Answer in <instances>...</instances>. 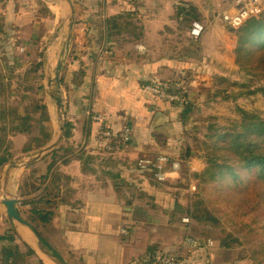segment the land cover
<instances>
[{"label": "rangeland", "instance_id": "obj_1", "mask_svg": "<svg viewBox=\"0 0 264 264\" xmlns=\"http://www.w3.org/2000/svg\"><path fill=\"white\" fill-rule=\"evenodd\" d=\"M233 1L178 0L174 4L171 16L173 24L166 25L161 33L172 39L171 43L168 41L164 44V48L171 51L163 52L175 55L176 66L172 72L176 71V74H163L165 77L162 82L171 90L182 89L186 96L184 98L189 103L181 106L165 102L167 108L162 107V113L152 128L153 118L149 124L142 125L143 113L140 112L134 118L125 119L124 125H132L135 135L143 137L144 142L147 139L156 140L155 150L158 155H167L181 161L178 184L186 193L187 203L179 213L190 217L188 228L191 226L193 229L190 234L214 243L212 249L198 251L207 256L212 253V264H264V196L261 200L231 188L235 183L228 175L218 174L213 178L212 174H205L211 154H214L213 148L221 143L222 138L224 140L234 130L244 132L251 116L264 121V71L246 66L245 72L240 71L238 75L235 55L237 30L228 27L223 19L224 13L233 8ZM46 10L44 4L43 12ZM135 11L125 13L124 18H119L114 24L113 38L115 37V45L120 51L127 50L131 45L137 51L139 49L137 38L140 30L136 24L138 16ZM0 15L3 14L0 12ZM13 23L10 16L7 19L0 17V224L11 228L13 224L8 220L6 208L2 204L3 183L10 165L28 161L26 166L13 171L10 192L17 197L32 195L42 187L39 184L45 182L40 179H48V166L53 168L61 160L58 157L63 154L57 153V150H63L64 146H67L69 153L77 149L75 144H71L69 138L72 130L68 129L67 139L61 148L57 147L56 151H52L53 155L51 152L46 156L27 160L50 143L57 129L59 116L55 97L61 101L62 114L67 120L69 70L77 56L74 41L70 42L69 38L67 40L63 36L53 59H45L48 41L42 37L41 30L35 26L33 29L26 28L21 36L11 27ZM16 34L19 36L16 37ZM52 34L53 32L51 37ZM149 38L150 41L153 39ZM147 43L150 45L149 41ZM160 48L162 50L163 46ZM229 52L232 58L228 56ZM219 56L223 57L226 65L212 60L205 61L209 58L215 60ZM193 62H198V65L207 63L222 78L216 81L215 86L212 85L211 79L199 74L205 73L199 71L201 66L189 74ZM187 64L190 66L187 67ZM229 64L231 72L227 71ZM202 68L205 69L206 66ZM221 72H225L226 77ZM149 81L151 80H146L143 84ZM232 83H237V86H232ZM216 86L217 91L211 90ZM233 87L237 89V95L227 93ZM194 96L198 97L197 102L192 99ZM156 115L157 113L155 117ZM26 130L29 132L25 133ZM227 143L233 144L232 140H227ZM78 146L81 148L82 142L79 141ZM195 158L196 162L193 161ZM218 159L223 162L222 158ZM196 164H201V169ZM251 179L256 180L254 174L247 177V180ZM56 182L55 179L51 189L56 187ZM21 207L18 203L17 210ZM249 208L253 210L250 211ZM206 210L215 220L205 218ZM16 233L23 241L20 245L28 246L33 252L28 251L26 259L20 264L53 263L41 256L27 239ZM39 233L52 252L70 264H80L69 257L61 237L57 242H50ZM60 241L61 246H57L56 243ZM187 252L189 251H183Z\"/></svg>", "mask_w": 264, "mask_h": 264}, {"label": "crops", "instance_id": "obj_2", "mask_svg": "<svg viewBox=\"0 0 264 264\" xmlns=\"http://www.w3.org/2000/svg\"><path fill=\"white\" fill-rule=\"evenodd\" d=\"M177 1L72 0L75 22L70 42L74 41L77 58L69 70L67 120L58 147L61 148L68 137L67 130L71 129L69 139L77 149L69 153L67 146L63 150L56 148L54 151L63 155L58 157L61 160L50 172L47 168L48 179H40L45 181L39 184L42 187L32 195L18 198L22 205L21 217L32 220V226H37L38 232L50 242H57L61 237L69 257L80 264H149L147 254L161 251L173 254L175 251L169 243L159 245L158 239L167 238L169 230L186 231L182 224L186 215L179 211L187 199L178 184L179 174L167 173L165 180L160 182L138 165L141 158L159 156L155 150L156 140L142 141L143 137L135 135L134 128L132 143L115 150L111 144L113 140L100 136V125L93 118L102 114L116 132L122 130L127 118H134L139 112L143 113L142 125L149 124L151 118L154 119L151 128L156 125L157 116L167 104L147 94L142 84L146 80H162L166 73L176 74V71L172 72L176 66L175 55L163 52L171 51L166 50L164 44L171 43L172 39L161 32L166 25L173 24L171 16ZM44 4L47 7L45 12ZM131 11L138 16L139 49L137 51L131 45L120 51L114 35H110L111 18ZM0 12L3 14L1 18L10 16L14 22L11 27L21 36L26 28L35 26L41 30L42 37L48 41L47 60L53 59L63 36L68 40L66 12L59 3L51 0H0ZM149 37L157 39L150 43L153 39L150 41ZM160 46H163L162 50ZM228 56L232 58L231 52ZM211 60L226 65L223 57L205 59L207 62ZM197 63L193 62L189 74L201 66L199 71L205 73L199 74L207 76L215 86L222 76L215 74L214 68L207 63ZM230 67L229 64L227 71L231 72ZM80 71H84L83 78L77 77ZM221 74L223 77L227 75L225 72ZM212 89L217 91L218 86ZM192 99L199 100L198 97ZM79 141L82 142L81 148H78ZM201 166L196 164L198 169ZM55 179L56 187L51 189ZM188 229L193 233L191 226ZM17 232L26 239L27 232L21 225H17ZM56 244L61 246V241ZM151 244L158 248L156 252L150 250ZM179 258V264H212V253L207 256L200 251L180 252Z\"/></svg>", "mask_w": 264, "mask_h": 264}, {"label": "trees", "instance_id": "obj_3", "mask_svg": "<svg viewBox=\"0 0 264 264\" xmlns=\"http://www.w3.org/2000/svg\"><path fill=\"white\" fill-rule=\"evenodd\" d=\"M119 18H124V15H119L115 19L111 18V36L114 32V24H116ZM236 30L237 45L235 55L238 75L240 71L245 72L244 69L246 66H250L254 70L264 71V9L258 15L249 18L241 26L236 28ZM83 76L84 71H80L77 74V77L83 78ZM236 84L232 83V86ZM236 91L237 89L233 87V90H228L227 93H231L232 95L235 93L237 95ZM173 93L186 97L182 89L177 91L173 90ZM153 98L156 99L155 97ZM248 119L249 124L244 132L234 130L224 140L222 138L221 143L213 148L214 154H211L209 167L206 169L205 174H212L213 178L218 174L228 175L235 183V186L233 185L231 188L248 193L262 200V196H264V121L256 119L255 116H251ZM21 121H23L21 122L23 126L24 119ZM24 132L27 133L29 130ZM227 140H232L233 144L228 145ZM226 153L227 155H225ZM218 158H222L223 162ZM48 169V172H50L52 166L51 168L48 166ZM149 172L153 176L156 173L154 170ZM251 174L255 175L256 180H247V177ZM41 199L44 200L45 197H41ZM41 199L39 200L42 201ZM249 210L251 211L253 208H249ZM18 212L21 216L20 210ZM206 213L207 216L205 218L211 221L215 220V217L208 210H206ZM43 219L47 221V218ZM26 222L32 226V220H27ZM32 227L40 236L37 226L33 225ZM0 232V264H20V262L26 259V253L28 251L33 253L32 249L28 246L22 247L20 245L23 241L11 227L0 225ZM44 244L46 245L45 242ZM167 253L164 251L150 253L147 254L146 259H148L149 264H161L160 259ZM180 261L179 258L178 264Z\"/></svg>", "mask_w": 264, "mask_h": 264}, {"label": "built area", "instance_id": "obj_4", "mask_svg": "<svg viewBox=\"0 0 264 264\" xmlns=\"http://www.w3.org/2000/svg\"><path fill=\"white\" fill-rule=\"evenodd\" d=\"M262 0H234L232 9L227 10L223 19L225 24L236 29L246 22L249 18L258 15L262 11ZM143 90L155 97L158 100L170 103H177L181 106L185 105L186 98L177 93H173V90L169 89L167 85H164L162 80L154 79L143 84ZM94 121L100 125L99 134L101 137L113 140L111 144L115 150H120L124 145H129L134 140V127L130 124H126L122 130L116 132L110 121L102 114H96L93 116ZM140 169L143 171H156L155 175L158 180L164 181L167 173H178L182 170V163L177 158H172L167 155H159L157 157H144L139 160L138 163ZM191 223L189 216H184L182 224L185 226L186 231L174 232L168 231L167 238L162 237L158 239V243L166 244L174 248V253L165 254L160 260L161 264H178L179 254L183 251H198V250H210L214 243L212 240L203 239L190 234L188 227ZM157 245V244H156ZM150 250L156 252L158 248H155L154 244L149 245Z\"/></svg>", "mask_w": 264, "mask_h": 264}, {"label": "water", "instance_id": "obj_5", "mask_svg": "<svg viewBox=\"0 0 264 264\" xmlns=\"http://www.w3.org/2000/svg\"><path fill=\"white\" fill-rule=\"evenodd\" d=\"M57 3L61 4L64 8V11L66 12L67 17V32H68V38L69 41L71 39L72 30L75 22V7L72 2V0H55ZM59 69L61 70V64H59ZM59 77V73L57 75V79ZM51 84V81L49 80V85ZM56 100V106H57V113L59 116L57 129L55 130V133L50 140V143L44 147L42 150L36 152L35 154H32L27 160H33L39 156H46L52 151H54L60 144V142L63 139L65 126H66V120L64 118V115L62 114V104L61 101L55 97ZM159 116H157L156 120ZM28 164V161L25 162H14L8 170L6 171L5 180L3 183V200L2 204L6 208V213L8 216V220L13 224L12 228L17 232V225H25L27 226L32 233L34 234L36 240H35V250L43 257L48 258L53 263L56 264H69L64 259H62L60 256H58L56 253L52 252L43 242L41 237L34 231L33 227L26 222L19 214L17 210V204L19 203V198L14 194L10 192V180H11V173L15 169H19V167L26 166Z\"/></svg>", "mask_w": 264, "mask_h": 264}, {"label": "bare ground", "instance_id": "obj_6", "mask_svg": "<svg viewBox=\"0 0 264 264\" xmlns=\"http://www.w3.org/2000/svg\"><path fill=\"white\" fill-rule=\"evenodd\" d=\"M21 228L22 229H25L26 230V239L28 240V242L30 243V244H35V240H36V238H35V236H34V234L32 233V231L28 228V227H26V226H22L21 225ZM51 264H56V263H51Z\"/></svg>", "mask_w": 264, "mask_h": 264}]
</instances>
